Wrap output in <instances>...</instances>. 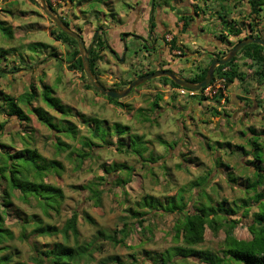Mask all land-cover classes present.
<instances>
[{
    "label": "crops",
    "instance_id": "1",
    "mask_svg": "<svg viewBox=\"0 0 264 264\" xmlns=\"http://www.w3.org/2000/svg\"><path fill=\"white\" fill-rule=\"evenodd\" d=\"M247 1L58 0L57 3L52 5L49 3L51 10L60 15L61 20L67 26L82 36L86 47L93 41L88 60L90 70L96 81L106 89L121 90L126 86L124 84L129 81L157 69H168L185 79L192 77L198 72V67L203 68L207 63L205 65L200 64L195 70H189L186 65V61H189L188 57L191 55L197 56L196 50L198 48L210 51L211 47L207 44L217 43L215 37L225 34L230 28H240L242 23H246L245 17L249 9ZM37 6L35 0H0V123L5 122L4 130L0 134V143L12 147L13 150H19L14 147L16 145L14 136H18L22 132L19 129L23 128L28 133L29 131L31 133L35 131L33 130L36 129L34 123L38 121L27 106L17 100V97L25 93L31 85L38 97L31 101L29 105L41 108L48 115L54 117L55 121L61 126L63 125V128L70 127L75 132L71 136L67 135L66 132L53 133L38 122L51 133L50 140L53 145L57 138L63 143L66 142L65 138L74 143V145L65 143L66 146L61 152L71 150L69 154L77 160L76 153L84 149L81 146V141L90 140L93 142L91 146L92 153L86 160H95L100 154L97 153L99 149L105 151V149L110 148L119 155L135 156L138 160L147 163L153 160L155 153L159 154L164 151L167 156L159 159V161L160 164L163 162L166 165L167 162L171 164L169 156L174 151V158L180 157L183 162V166L177 165V168L181 167L182 171H188L191 176L196 178L191 183V188L197 189L195 193L191 194V198H193L190 200L191 204L195 203V206L204 204L212 207L215 213L222 217L221 221L217 222L218 229L215 232L207 224L205 225L203 231L204 241L206 231L209 230L211 237L213 235L216 238L217 236L221 237V246L226 237L225 228L222 224L225 218L229 222H234L230 233L234 240L250 241L249 227H257V223H254V215L261 212L262 204L264 205V186L256 189V193L262 194V199L258 203L255 202L252 191L246 190L248 184L254 180V171L250 164L253 161L250 143L257 139V142L264 147V80L255 81L252 78L254 67H246L244 63H250L239 55L235 64L238 66V71L245 72V80L243 82L234 81L225 86L223 95L216 96L182 95L179 93L178 88L170 87L169 84L157 79L150 80L131 90V92L136 91L137 94L134 95V108H126L128 106L126 104L127 100L133 97H128L123 102L119 99L118 103H109L102 101L99 97L101 95L96 96V92L87 86V82L83 83L81 80L83 71H80L77 66L79 56L74 54L77 46L61 37L57 38L60 30L40 11L39 13L34 11L35 8H38ZM249 18L260 21L257 29L261 30V37L264 39V4L257 18L255 16ZM183 19L187 20L188 28L191 30L182 31ZM37 20L44 22L42 24L34 22ZM205 28L208 30L206 31ZM36 31L46 32L53 43L32 41L31 37L35 35ZM202 34L203 41L206 44L197 45L195 38ZM245 34L257 36L258 33L256 31L251 32L248 29ZM173 40H175L177 48L171 50ZM200 52L203 53V51ZM64 57L68 58L67 62H64ZM211 57L213 56L211 55ZM196 58V60L200 59L199 56ZM53 67L59 69L56 84L61 79L67 80L66 76L76 77L74 79L84 89V94L91 98L90 101L95 109L92 106H87L85 107L87 111H83L73 104L67 103L65 94L57 92L56 84L51 85L49 82L51 78L49 69ZM155 81L160 85L151 86ZM21 82L23 87L18 89L17 86L22 84ZM43 86L50 90V96L63 107L62 110H54L41 100L39 94ZM138 88H141V90ZM157 95L160 96L159 99H157ZM192 97L197 98L198 103L196 105L190 102ZM177 98L179 99L177 100ZM181 98H185L186 101L183 103ZM9 100L13 101L15 107L28 117L29 120L22 122L23 125L19 126L15 118L7 115V111L10 110ZM179 102H181V105L177 104ZM41 103L44 105L43 107ZM162 103L165 104L166 108L161 106ZM176 104L181 110L184 106V112L189 107L195 108L201 124V133L192 132V129L187 128L183 120L178 121L182 141L178 144L171 138V142H174L173 146L170 147L168 144L169 150H166V147L161 150L159 144L167 142L163 130L156 131L155 142L146 138L138 129L134 130L130 127L132 124L140 125L139 122L143 123L144 121L156 122L160 115H162V119L164 117L169 118L167 110H176ZM146 105H150V107ZM97 106L105 107L107 111L123 112L128 117V121L109 122L105 118L99 117ZM65 108H68L70 112L64 111ZM191 110H188V112H191ZM150 112L152 118H147ZM95 121H98V125ZM28 122L29 125L32 124V129L27 127L28 125H24ZM15 124L18 128H13ZM239 124H244L247 134L240 133L237 130ZM9 125L11 131H19V133L7 132ZM100 125L103 126V129H107V140L112 144L118 138L116 135L117 130L122 133V138L126 142H130V136H136L138 140L133 141V147L141 153L142 157L139 158L137 154L120 153L115 150L114 146L102 144L95 135ZM188 125L192 128L196 127V129L199 127L193 120H190ZM116 128L118 129L116 130ZM26 129H29V131ZM259 133L262 134L258 137L257 134ZM35 134L34 132L33 135L35 136ZM170 134H173V132ZM33 135L26 133L25 137L34 143L36 140ZM211 137L213 139L218 138L217 144L218 148L221 149L220 151H225L226 146L229 151L224 155L217 152L212 156L210 150L206 149L207 138H209V142H213ZM20 143L22 146L21 141ZM181 145L183 146L181 147ZM33 147L36 148L34 145ZM176 147L183 149L184 152L189 151V153L181 155ZM194 148H196L195 151L192 150ZM236 151H240L242 156L236 155L234 153ZM261 158L263 160L261 166L264 167V153ZM159 161H156L157 164H159ZM76 162L80 169L79 162ZM122 162L114 161L111 163L119 165L123 164ZM59 163L62 167V163ZM102 164L103 169L110 165L106 162ZM59 170L48 175L44 179L45 182L57 187L55 183L50 182V178L58 177ZM116 173L119 174V170L111 172L109 175ZM223 178H226L227 185L232 189L234 188L239 196L231 202L225 199L214 201L210 193L206 191L207 188L212 187L213 184H218V181ZM113 180L117 182L121 179L116 176ZM130 182L123 184L122 189H125ZM12 195L15 196L17 193L13 191ZM195 196L202 197V202H195ZM13 206L7 207L5 211L7 217L10 212L15 210ZM0 209H2L1 205ZM137 211L140 210L137 209ZM224 211H228V213ZM153 214L158 215L161 212L156 214L154 212ZM4 219L5 228L10 230L6 226L7 219ZM173 234L174 232H172V236ZM216 256L218 258L222 257L220 251H216L215 254L211 252L212 258ZM221 259L222 261L216 264H238L225 258Z\"/></svg>",
    "mask_w": 264,
    "mask_h": 264
},
{
    "label": "trees",
    "instance_id": "2",
    "mask_svg": "<svg viewBox=\"0 0 264 264\" xmlns=\"http://www.w3.org/2000/svg\"><path fill=\"white\" fill-rule=\"evenodd\" d=\"M45 3L49 6V8H51L48 0H45ZM247 4L249 9L247 16L245 17L246 23H242L240 28H230L225 34L215 37L217 43H219V45L216 44L218 51L216 53H211L210 55L213 57L210 58L207 65L203 68L198 67V72L192 77L187 78V80L193 83H198L203 80L206 75L207 67L213 59L225 56L226 53L240 39L245 38L246 36H252L251 34H245L248 29L251 30V32L256 31L258 33L257 36H261V30L257 29L260 25V21H255L256 19H250L249 17L255 16L257 18L259 16V12L262 10L264 2L263 0H248ZM183 20L182 31H186L189 25L187 20ZM60 37L76 45V41L74 39L61 31L59 32L57 38ZM228 37L237 38V42L225 45ZM170 48L171 50L177 48L175 40L171 42ZM74 54H78V49H76ZM239 55L250 63H244L246 67H254L252 78L255 81H259L261 79L264 80V48L260 45L250 43L243 46L229 62L215 68L212 82L216 76L223 77L225 79V86H228L234 81L243 82L245 80V72L238 71V66L235 64ZM77 66L80 71H82L80 57L77 58ZM157 80L169 84L170 87L180 88L166 77H161ZM128 83L124 85H127ZM87 86L95 91V89L92 88L88 82ZM39 96L48 107L54 110L63 109V107L57 103L56 99L50 96V90L47 87H42ZM36 97H38V95L36 94L33 86L30 85L25 93H22L17 97V100L21 104L26 105L28 110L35 116L36 120L46 128L50 129L51 132H66L69 136L75 133L73 128H63V125L61 126L55 121L54 117L48 115L41 108L31 107L29 104ZM104 98L109 102L118 103L117 100L110 99L108 97ZM159 98L160 96L157 95V99ZM8 105L10 110L7 111V115L15 118L18 125H23L22 122L29 120L28 117L22 114L20 109L15 107V103L13 101L9 100ZM65 110L69 111L68 108H65L64 111ZM95 123L98 125V121H95ZM4 124L5 122L0 123V134L4 130ZM24 125H28L27 127H29V122ZM117 129L118 128H116V130ZM21 130L22 132L19 133L18 137L22 142V149L13 150L12 147L0 143V205L2 207V209H0V264H26L21 261L19 251L11 245V242L14 239L13 232L5 228L4 225L5 211L8 206L10 207L13 205L11 201L13 198L12 192L15 191L18 193V198L24 202H29L30 199H34L41 213L46 217L50 216V212L58 213L62 199L61 190L58 187L46 183L44 180L52 172H58V170L62 168L61 164L56 160H48L40 155L37 149L32 146V141L25 137V129ZM102 132V134H95L102 144L106 146H114L115 150L120 153H130L132 155L137 154L139 158L142 157L141 153L133 147V141L136 142L138 140L136 136H130V142H126L122 138V133L117 130L116 135L118 138L116 142L112 144L107 140L108 135H105L104 133L106 131ZM261 134L262 133H259L257 136L259 137ZM56 140L57 141L54 143L56 151L61 152V150L65 148L66 144L58 138ZM250 144L253 155V161H251L250 164L254 171V180L248 184L246 190L252 191L254 194V200L258 203L262 199V194L256 193V189L257 187L264 186V167L261 166V163L263 162L261 155L264 153V147L257 142V139L253 140ZM92 145L93 142L90 140L81 141V146L84 149L79 150L76 153L77 161L80 165L83 164L86 158L91 156ZM124 169L132 171V169L127 167L125 164H110L109 167H104L103 170L105 175L110 176L109 174L111 172ZM107 179L108 178L99 177V180L103 181V184L101 185L104 187L109 185L108 182H104L105 180L107 181ZM127 182H130L129 176L126 181L118 180L116 183L126 184ZM80 189L86 190L89 193V199H92L97 207L101 205V194L103 189H98L96 185L80 187ZM190 199L192 198L190 197ZM136 205L140 211L129 210L131 215L134 217L136 224L142 225V223L147 220L145 216L153 215L154 212H161L167 215L173 214L175 216L172 226V231L174 232L172 239L175 244L170 249L169 255L161 254L159 256V263H156L155 258L151 259L152 264H171L173 263L171 262L172 257H174L175 260L178 259L179 262L187 261L188 259H195L200 263L202 262V264H216L217 262L222 261L221 258L234 261L238 264H264L263 204L261 212L254 215V223H257V227H249L251 240L248 242L234 240L230 236L234 222H229L226 218L222 221L226 237L220 247V253L222 255L220 258L217 256L212 258L210 251H201L196 249L197 246L204 242L203 231L205 225L207 224L208 227L215 232L218 229L217 222H220L222 219L221 216L215 213L212 207H208L204 204L195 206V203L191 204V207H188L184 196L180 193L167 197L166 203H161L148 195ZM224 212L228 213V211ZM15 214L17 215V213ZM78 216L79 214L73 211L60 229L52 223L45 222L43 218L38 215H32L27 218L17 216L20 220H22L21 227L24 229L22 234H20L22 239H29V237L32 236H55L57 234H61L64 239V243H54L48 250H39L37 246L33 247L35 251L33 262L35 264H89L93 261V254L100 249L96 242L98 241V238L97 240L83 245H79L77 243ZM85 219L91 225L96 226V222L87 214H85ZM27 226L30 228V233L25 234ZM129 228V223H123L122 227L118 229V231H114L112 234L105 235L98 231L97 237H102L104 240H107L113 245H123L125 239L128 237ZM70 236L74 239V243L72 245L68 242V238ZM117 236H119V238H117ZM111 261V263L100 261L97 264H113L114 262H119V259L117 257H113ZM174 263L177 264L178 262L175 261Z\"/></svg>",
    "mask_w": 264,
    "mask_h": 264
},
{
    "label": "rangeland",
    "instance_id": "3",
    "mask_svg": "<svg viewBox=\"0 0 264 264\" xmlns=\"http://www.w3.org/2000/svg\"><path fill=\"white\" fill-rule=\"evenodd\" d=\"M34 11L38 13L40 11L42 13L39 7L35 8ZM42 15L46 17L43 13ZM34 22L42 24L44 21L37 20ZM207 28H205L206 31L208 30ZM55 30L57 29L55 28ZM188 30L191 29L188 28ZM31 40L41 41L47 44L53 43V40L44 31H36L35 35L31 37ZM195 40L197 42V45L206 44L203 41V34L199 37H196ZM235 42H237V38L228 37L227 42H225V45ZM216 44L219 45V43L215 42L207 44L211 47L210 51H206V49L201 50L200 48L196 50V54L200 57V61L196 60L197 56H189V61H186L188 69L195 70L200 64L205 65L206 63H208L211 56L210 54L216 53L218 51V49L216 48ZM198 51H203V53L200 52L202 55ZM63 59L64 62H67L68 60L67 57H64ZM178 72L180 71L178 70ZM49 74H51V78L49 80L50 84H56L59 69L53 67L52 69H49ZM66 78L67 80L61 79L60 82L56 84L57 92H63L65 94V101L67 103L73 104L80 110L87 111L85 107L92 106V102L90 101L91 98H89L87 94H84V89H82V87H80V85L76 82V79H74L76 77L66 76ZM81 80L83 81V83L87 82L84 73L81 74ZM157 85L160 84H158V82L156 81L151 84V86ZM22 87L23 83L18 84L17 86L18 89H21ZM138 89L141 90V88ZM135 94L136 91H132L126 97L121 99V102H123L126 101L128 97H133L130 100H127L128 102L126 104H128V106L126 108H134ZM99 95L100 94L98 93L96 94V96ZM99 97L102 101L109 102L103 96ZM185 98H181L183 103L187 99ZM178 99L179 98H177V100ZM118 101L119 100H117V102ZM140 102L143 104L142 101ZM190 102H192L194 105L198 103L196 97H192ZM180 103L181 102L177 104L181 105ZM177 104L176 110H167L169 118L164 117L162 119V115H160L161 118L158 117L156 122L144 121L143 123L139 122L140 125L132 124L130 127L134 130L138 129L141 133L145 135L146 138L152 139V141L155 142L156 139H154V137L157 136L155 134L156 131H160V129L163 130L167 142L159 144V147L161 148V150H163V148L165 147L166 150H169V146L171 147V145L173 146L174 144V142H171V138L178 142V144L182 141L181 135L179 134V126L177 124L178 121L183 120L186 127L192 129V132H202L201 124L198 119L199 116L197 115L195 108L193 109V107H189L187 108V111L184 112V106H182L181 110L178 108L179 106ZM41 105L42 107L44 106L42 103ZM164 105L165 104L163 103L161 104L162 107L166 108ZM201 105L203 106L202 103ZM146 106L150 107V105ZM96 108L98 110V115H100L99 117L105 118L109 122L128 121V117H126V114L123 112H117L112 110L107 111V109L105 110V107L102 106H97ZM190 109H192L191 112H188V110ZM151 115L152 113L150 112L147 118H152ZM189 118L190 120L195 121V123L199 126L197 129L196 127L192 128V126L188 125V123L190 122ZM31 126L32 124L29 125V127L32 129ZM34 126L37 129H33L36 133L35 136L33 135L34 132L31 133L29 131L30 128L26 129L29 131V133L27 131L25 132V134L27 133L35 137L37 143L34 141L35 144L32 143V146L34 145L37 151L46 159L57 160L62 163V169L59 170V176L50 178V182L55 183V185H57V187L61 190L62 199L58 213L50 212V216L46 217L43 216L34 199H30L29 202H24L18 198V193L17 195L13 196V199L11 201L14 205L13 207L15 210L13 212H10L8 217L5 215V218L7 219L6 226L10 228V231H12L14 235V239L12 240L11 245L13 248H16L17 251H19L21 261L25 262L26 264H35L33 262V256L35 255L33 247L37 246L39 250H48L52 247L54 243H64V239L61 234H57L55 236L42 237L32 236L29 237V239H22L20 237V234H22V231L24 229L21 227L22 220H20L17 216L27 218L32 215H38L39 217L43 218L45 222L52 223L60 229L64 225L66 219L70 217L73 211L79 214L77 220V243L79 245H83L85 243L97 240L98 238V241L96 242L100 249L93 254V261L89 264H97L100 261H106L111 263V259L113 257H117L119 259V262L113 261V264H152L151 259L155 258L156 263H159L158 258L161 254H170V249L175 244L174 240L172 239V226L175 220V216L162 213L158 215L153 214L151 216L144 215L147 218L148 222H144L142 223V225H140L136 224L135 219L131 215L129 210L137 211L138 207L136 204L140 203L142 199L148 195L161 203H166L167 197L174 196L178 193L184 196L185 202L188 204V207H191V194L195 193V191L197 190L195 188H191V183L194 182L196 178L191 176L188 171H182V169H180L181 167L177 168V165H182V158H174V151H172V154L169 156L171 164L169 162H167L166 165H164L163 162H161L160 164L159 159L167 156L165 155L164 151H161L159 154L155 153L156 155L153 156L154 158H152L153 160H151V162L146 163L138 160V158H135V156L119 155L112 151L110 148H107L105 149V151H100V149L99 152L95 151L97 153H100L99 156L95 160H86L85 162H83V164L79 166V169L77 166L76 158L73 155L69 154L71 150L58 153L54 145L51 143V133L38 122H35ZM10 128L11 127L9 125L7 127V132H13L14 134H18L19 131L23 129L20 128L19 131H11L12 129ZM13 128H18V126L15 124V127ZM237 130L240 133L247 134V130L245 129L244 124H239ZM102 131H106L104 133L105 135L107 134V129H103V126L100 125L97 133L102 134ZM171 132H173V134H170ZM14 139L16 143L14 147L17 149H22L19 137L15 135ZM207 139L209 140V138ZM212 139L213 137H211V140ZM208 140L206 141V149L210 150L212 156L217 152H221V155H224L225 153H227V151H229L227 146L226 150L224 149L225 151H220L221 149L218 148L217 144L218 138L213 139V142H209ZM65 141V143H68V145H74V143H72L70 139L65 138ZM182 146L183 145H181V147ZM176 149L178 150V152L181 153V155L189 153V151L184 152L183 149H179L177 147ZM192 150L195 151L196 148ZM234 153L240 157L242 156V153L240 151H236ZM114 161H123L122 163L127 165V167L132 169V171L124 169L120 170L119 174L116 173L111 176H106L102 171V163L106 162L113 164L111 162ZM156 161H159L158 163L160 165L157 164ZM116 176H118V178H120L121 180L125 181L129 176L131 182L125 187V189H122L123 184H117L115 180H113ZM99 177L108 178L107 181L105 180L104 182H108L109 185L105 187L101 185L103 184V181H100ZM95 185L98 189H103V192L101 194V205L99 207L94 204V201L92 199H89V193L86 190L80 189V187ZM206 191L207 193H210V196L214 201H220L221 199H225L226 201L231 202L233 199L239 197L234 188L232 189L227 185L226 178L219 180L218 184H213V186L207 188ZM194 200L195 202L200 203L202 202V197L195 196ZM15 213H17V215ZM85 214H87L96 222V226L91 225L85 219ZM123 223L130 224L128 237L127 239H125L123 245H113L107 240H104L102 237H97L98 231L105 235L112 234L114 231H118V229L122 227ZM26 228L27 229L25 234L30 233V228L28 226ZM117 238H119V236H117ZM220 238L221 237L219 236H217L216 238V236L214 235L211 237L210 231L207 230L205 235V241L199 246H197L196 249L201 251H210L215 254L216 251H220ZM68 242L70 245H72L74 243L73 237L70 236L68 238ZM175 261L178 262L177 264H202L198 260L194 259H188L187 261L179 262L178 259L175 260V258L172 257L171 262L173 263L171 264H175Z\"/></svg>",
    "mask_w": 264,
    "mask_h": 264
},
{
    "label": "water",
    "instance_id": "4",
    "mask_svg": "<svg viewBox=\"0 0 264 264\" xmlns=\"http://www.w3.org/2000/svg\"><path fill=\"white\" fill-rule=\"evenodd\" d=\"M39 9L42 13L64 34L71 37L76 41L77 49H78V56L81 60V68L85 75L87 82L90 84L95 91L100 94L101 96L108 97L110 99L119 100L126 97L132 89L137 88L138 86L142 85L143 83L161 77H166L176 85L181 88L190 90V91H199L207 86L213 80L214 70L217 66H222L229 62L236 53L245 45L247 44H257L264 48V39L261 36H246L245 38L240 39L227 53L225 56L213 59L206 70V75L203 80L198 83H193L185 78H182L175 74L174 72L168 69H157L155 71L146 73L144 75H140L137 78L131 80L123 89L121 90H111L106 89L101 86L93 76L88 60V54L92 47V43L86 47L82 36L75 32L71 27L67 26L60 18V15L55 14L51 8L45 3V0H35Z\"/></svg>",
    "mask_w": 264,
    "mask_h": 264
},
{
    "label": "built area",
    "instance_id": "5",
    "mask_svg": "<svg viewBox=\"0 0 264 264\" xmlns=\"http://www.w3.org/2000/svg\"><path fill=\"white\" fill-rule=\"evenodd\" d=\"M51 5L57 3L58 0H48ZM214 78V76H213ZM225 88V79L223 77H215L214 81L210 83L209 86L199 90V91H190L184 88H178L180 94H186L187 96L202 95L203 97L223 95ZM187 90V91H186Z\"/></svg>",
    "mask_w": 264,
    "mask_h": 264
}]
</instances>
